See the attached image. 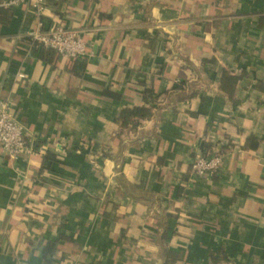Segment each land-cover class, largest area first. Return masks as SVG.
I'll return each instance as SVG.
<instances>
[{"label":"crops","instance_id":"obj_1","mask_svg":"<svg viewBox=\"0 0 264 264\" xmlns=\"http://www.w3.org/2000/svg\"><path fill=\"white\" fill-rule=\"evenodd\" d=\"M44 1L87 54L41 58L0 8V101L40 147L0 149V264H264V0Z\"/></svg>","mask_w":264,"mask_h":264},{"label":"built area","instance_id":"obj_2","mask_svg":"<svg viewBox=\"0 0 264 264\" xmlns=\"http://www.w3.org/2000/svg\"><path fill=\"white\" fill-rule=\"evenodd\" d=\"M28 3L37 18L36 28L29 36L31 41L40 48L55 52L59 57L69 61L81 60L87 54V46L79 30H71L61 24L43 27V13L46 10L44 0H3L0 8L10 9ZM23 78L22 74L18 75ZM36 139L25 135L24 126L10 112L8 101H0V149L9 159L21 155H32L37 152ZM224 154L214 151L211 154L197 155L191 162V175L210 179L216 176L222 166Z\"/></svg>","mask_w":264,"mask_h":264},{"label":"trees","instance_id":"obj_3","mask_svg":"<svg viewBox=\"0 0 264 264\" xmlns=\"http://www.w3.org/2000/svg\"><path fill=\"white\" fill-rule=\"evenodd\" d=\"M33 43V42H32ZM35 46L36 52L41 56V58L45 59L48 58L50 55L55 54V52L46 49V48H40L36 46V44L33 43ZM148 92H145L144 99L143 101L145 104L150 103V98L147 97ZM152 115L151 112V107H137V108H132V109H124L120 112L118 118H117V123L122 128H130V129H135L143 120H146L150 118ZM35 147L37 151H39V142L37 140L34 141ZM54 161V158L49 155L48 153L45 154L43 158V167L45 168H50L52 162Z\"/></svg>","mask_w":264,"mask_h":264}]
</instances>
